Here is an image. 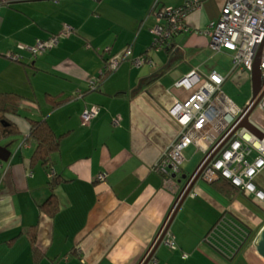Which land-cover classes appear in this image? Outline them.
<instances>
[{"label": "crops", "instance_id": "crops-1", "mask_svg": "<svg viewBox=\"0 0 264 264\" xmlns=\"http://www.w3.org/2000/svg\"><path fill=\"white\" fill-rule=\"evenodd\" d=\"M155 1L7 0L2 6L0 93L22 98L19 114L9 115L20 133L0 139L11 151L9 161L0 159V264H36L29 237L36 224L45 254L38 264H141L172 211L165 240L148 264H264L257 249L263 200L248 191L229 199L201 176L181 203L185 182L179 177L180 190L173 189L157 167L181 131L170 110L197 88L176 82L193 70L204 79L220 71L189 60L210 48L205 35L182 32L167 48L152 50ZM166 1L180 6L188 0ZM224 2L204 1L187 24L206 29ZM68 27L72 32L65 34ZM53 36L60 37L56 46L36 55L30 50ZM129 47L132 57L103 75L109 60ZM138 57L153 61L137 66ZM96 80L98 87L91 88ZM94 106L98 115L85 120ZM29 119L47 120L61 136L52 173L31 167L37 143ZM196 149L194 143L184 148L180 176L202 164L205 155L197 158ZM54 174L63 180L55 189L61 207L52 216L41 205L53 193ZM263 174L256 182L264 190ZM223 215L232 221L228 230L250 235L238 252L228 248L233 242L221 228L215 242L221 250L206 239Z\"/></svg>", "mask_w": 264, "mask_h": 264}, {"label": "built area", "instance_id": "built-area-1", "mask_svg": "<svg viewBox=\"0 0 264 264\" xmlns=\"http://www.w3.org/2000/svg\"><path fill=\"white\" fill-rule=\"evenodd\" d=\"M204 1L206 0H188L180 6H166L161 5L160 0H156L154 14L158 23L154 28L153 46L167 47L182 32L205 35L214 50H227L233 53L235 68L232 72L239 70L252 72L254 63L260 55L262 90L258 96L261 97L258 106L264 110V0H226L219 17L212 19L206 29L192 30L186 18L189 13L199 9ZM6 3L7 0H0V10ZM71 32V27H68L65 34ZM59 39V36H53L48 40L39 39L35 46L29 48L36 55L56 46ZM132 55L133 49L129 47L122 55L110 59L106 70L118 67L122 60ZM151 61L153 60L150 57L133 58V63L137 66ZM226 80L227 77L217 71H213L204 79L193 70L176 82L179 87L196 86L197 88L187 100H177L170 110L171 115L180 123L181 131L164 153L157 167L165 176L167 184L172 183L173 189L179 191L178 178L181 177L185 162L183 150L190 143H194L205 153L199 168L202 170V177L209 181L225 177L264 201V190L256 182L257 177L264 171V123L251 118L263 135L242 127L213 156L254 105V102L250 101L245 108L239 107L223 90ZM98 83V80L93 81L91 88H97ZM98 113V106L88 108L84 118L92 121ZM99 177L103 179L104 175L101 174ZM230 222L232 221L223 218L212 228L206 239L221 250L222 246L217 244L221 228L222 232L227 234L228 240L233 242L228 248L238 252L250 235L245 230L239 231L233 228L228 230L227 224ZM166 243L175 245V241L170 239H167ZM233 254L227 256L233 257Z\"/></svg>", "mask_w": 264, "mask_h": 264}, {"label": "trees", "instance_id": "trees-1", "mask_svg": "<svg viewBox=\"0 0 264 264\" xmlns=\"http://www.w3.org/2000/svg\"><path fill=\"white\" fill-rule=\"evenodd\" d=\"M160 1L162 5V0ZM108 71L109 70H106L105 72L107 73ZM21 98V95L17 93H0V139L20 133L19 125L12 120L9 115L19 114L21 109ZM62 103L63 101H56L57 105ZM29 121L31 124L30 137L37 143V148L31 158V167L42 165L45 169L52 173L55 169L54 155L60 150L61 136L55 132L47 120L29 119ZM62 180L63 177L61 175H53L50 180V187L53 193L48 200L41 205L42 211L52 216H54L61 207L59 197L55 192V189L62 182ZM214 184L219 191H221V193L229 199H233L241 192L246 191L236 186L230 179L225 177H220L214 182ZM223 218H227V215H223L214 226H216ZM37 236L38 224L32 226L29 231L34 261L36 264H38L45 255L37 245Z\"/></svg>", "mask_w": 264, "mask_h": 264}, {"label": "rangeland", "instance_id": "rangeland-1", "mask_svg": "<svg viewBox=\"0 0 264 264\" xmlns=\"http://www.w3.org/2000/svg\"><path fill=\"white\" fill-rule=\"evenodd\" d=\"M226 1V0H218ZM163 4L169 5L170 2L162 0ZM162 4V5H163ZM225 4V2H224ZM223 4V5H224ZM207 13V11L205 12ZM205 18V14H204ZM154 41V40H153ZM152 41V42H153ZM208 49L204 52H200L196 55L189 56V60L192 61L195 65H203L205 70L212 72L213 69H218L220 74H224L226 77L229 76V79L225 83L223 90L225 93L241 108H245L248 103L253 98V85H252V72L251 71H236L231 74L232 70L235 68L234 57L231 51L222 50L226 52L223 54L221 51L214 50L210 44ZM158 48H153L152 50H157ZM82 58V57H81ZM251 117L257 121L264 123V110L260 106H257ZM198 149V148H197ZM196 149L197 158L203 157L205 153L203 151ZM264 178V174H263ZM264 208V202H263Z\"/></svg>", "mask_w": 264, "mask_h": 264}, {"label": "water", "instance_id": "water-1", "mask_svg": "<svg viewBox=\"0 0 264 264\" xmlns=\"http://www.w3.org/2000/svg\"><path fill=\"white\" fill-rule=\"evenodd\" d=\"M252 85H253V98L251 99V103L254 102V105L250 109V111L246 114L244 119L235 127V129L232 131V133L229 135V137L224 140V142L218 147V149L214 152L213 156L226 144V142L232 137V135L240 128L246 127L249 130L259 134L263 135V133L259 130V128L251 121V115L256 109V107L259 104V101L261 97H258L261 90H262V72H261V62H260V55L256 59L253 69H252ZM212 156V157H213ZM11 157V151L8 149L7 146H0V159L3 161H9ZM200 166L190 175L183 174L179 181L185 182L183 185V188L181 190L179 198L181 199V203L183 200H185L193 190L195 184L201 177L202 170H199ZM177 176V174L175 175ZM176 212L172 211L171 216L167 219V221L164 223L163 227L161 228V231L159 235L157 236L154 245L150 248L146 255V259H144L141 264H148L152 255L155 253V251L158 249V247L163 243L165 240V236L167 235V232L170 228V224L175 217ZM257 249L259 253L264 257V227L259 232L257 237Z\"/></svg>", "mask_w": 264, "mask_h": 264}]
</instances>
